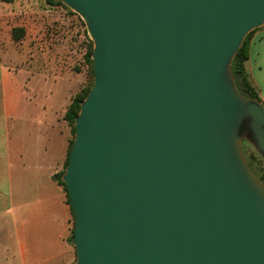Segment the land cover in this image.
I'll return each instance as SVG.
<instances>
[{"label": "water", "instance_id": "obj_1", "mask_svg": "<svg viewBox=\"0 0 264 264\" xmlns=\"http://www.w3.org/2000/svg\"><path fill=\"white\" fill-rule=\"evenodd\" d=\"M84 20L94 81L61 179L75 264H264V105L233 59L264 0H58ZM60 178V175H56Z\"/></svg>", "mask_w": 264, "mask_h": 264}, {"label": "crops", "instance_id": "obj_2", "mask_svg": "<svg viewBox=\"0 0 264 264\" xmlns=\"http://www.w3.org/2000/svg\"><path fill=\"white\" fill-rule=\"evenodd\" d=\"M81 55L67 35L32 66L3 76L0 264L76 262L69 242L74 214L56 175L66 165L72 139L64 115L76 86L72 66L81 63ZM246 65L264 100V25L251 37Z\"/></svg>", "mask_w": 264, "mask_h": 264}, {"label": "rangeland", "instance_id": "obj_3", "mask_svg": "<svg viewBox=\"0 0 264 264\" xmlns=\"http://www.w3.org/2000/svg\"><path fill=\"white\" fill-rule=\"evenodd\" d=\"M67 35L76 41L78 48H82L81 63L72 66L76 72L72 74L76 84L74 97L93 82L91 66L84 58L90 37L81 16L66 5L52 4L50 0H0V100L5 73L32 66L38 55L47 48L52 50L53 45L60 44ZM2 133L0 122V135ZM1 149L0 142V152ZM243 151L255 175H260L264 171V159L249 135L245 136ZM64 170L62 167L60 172Z\"/></svg>", "mask_w": 264, "mask_h": 264}, {"label": "trees", "instance_id": "obj_4", "mask_svg": "<svg viewBox=\"0 0 264 264\" xmlns=\"http://www.w3.org/2000/svg\"><path fill=\"white\" fill-rule=\"evenodd\" d=\"M50 2L52 4L64 5V3H62L61 1H58V0H50ZM259 28H261V27H259ZM259 28L252 30L246 36L242 46L240 47V49L238 50V52L236 53V55L233 59L232 72L235 76L236 85H237L239 92L241 94L247 96V97H251L253 99L260 101L264 105V100L261 98L258 89L253 84L251 77H250V73H249V71L247 69V65H246V62L249 58V43H250L251 37L254 34V32L257 31ZM93 45H94L93 41L91 39H89L87 49H86V52L84 54V58H85V61L87 62V64H89L91 66L90 73L93 76V81H94V75H93L94 62L92 59ZM92 84H93V82H92ZM91 86L84 88L81 92H79L77 95H75L73 97V99H72L71 103L69 104L68 109L64 115L65 120L68 122L69 126L71 127V131H72V134H74V137H75V130H76L75 118L78 115L80 108H81V103L85 99L87 94L89 93ZM73 141H74V138H72L70 140L68 157H67V162H66L65 167L68 164L69 154H70V150H71ZM251 164L253 165V162H251ZM253 168H254V165H253ZM254 170H255V168H254ZM63 172L64 171L59 173L60 178L58 180H59L60 184H62L64 186L65 190L67 191L68 202L71 205L67 186L65 185L64 181L61 179V175L63 174ZM255 172H256V170H255ZM256 174H257V172H256ZM257 176H258V179L260 180V182L264 185V171H262V173L260 175L257 174ZM74 223H75V219H74ZM73 234H74V227L72 229V235L69 237V242H71V243H72L71 239H72Z\"/></svg>", "mask_w": 264, "mask_h": 264}]
</instances>
